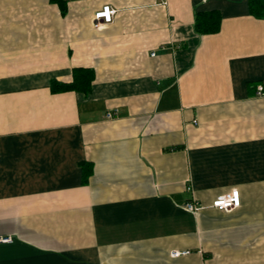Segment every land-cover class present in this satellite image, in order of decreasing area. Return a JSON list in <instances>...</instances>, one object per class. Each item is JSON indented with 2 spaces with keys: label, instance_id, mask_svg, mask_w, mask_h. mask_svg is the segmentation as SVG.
<instances>
[{
  "label": "crops",
  "instance_id": "1",
  "mask_svg": "<svg viewBox=\"0 0 264 264\" xmlns=\"http://www.w3.org/2000/svg\"><path fill=\"white\" fill-rule=\"evenodd\" d=\"M62 1L0 0V264H264V16ZM210 10L219 30L197 32ZM75 67L89 93L50 88ZM233 188L239 207L211 206Z\"/></svg>",
  "mask_w": 264,
  "mask_h": 264
},
{
  "label": "trees",
  "instance_id": "2",
  "mask_svg": "<svg viewBox=\"0 0 264 264\" xmlns=\"http://www.w3.org/2000/svg\"><path fill=\"white\" fill-rule=\"evenodd\" d=\"M66 9L62 0H54ZM252 11L256 16H264V0H251ZM220 15L216 10L197 12L195 15V29L197 32L214 33L219 30ZM94 79V69L90 67H75L72 71V79L70 81H62L52 79L50 88L53 91L75 90L81 91L85 94L91 90ZM83 182H87L93 172V165L91 162L84 161L82 164Z\"/></svg>",
  "mask_w": 264,
  "mask_h": 264
},
{
  "label": "built area",
  "instance_id": "3",
  "mask_svg": "<svg viewBox=\"0 0 264 264\" xmlns=\"http://www.w3.org/2000/svg\"><path fill=\"white\" fill-rule=\"evenodd\" d=\"M116 9L106 5L104 6L101 10L97 11L95 13V18L96 20H100L101 22H111L113 20V17L116 13ZM99 21V22H100ZM97 24H99L97 22ZM259 89H262V86L259 87ZM106 116L108 118H111L114 116L113 112H108L106 114ZM241 205V196H240V192L237 188H233L230 192L224 193V194H220L219 196H217L211 206L218 208L220 210H224V211H228V210H232L235 209L237 207H239ZM185 207L187 210L197 214L198 211L203 208V206H201L200 204H198L195 201H190L187 202L185 204ZM0 241L2 242H10L12 241V237L11 236H1L0 237ZM189 250H174L172 252L173 256H179L181 254H186L188 253Z\"/></svg>",
  "mask_w": 264,
  "mask_h": 264
}]
</instances>
